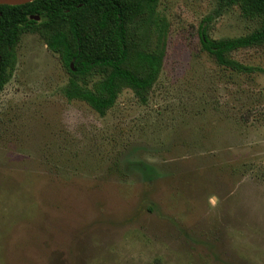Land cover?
Returning <instances> with one entry per match:
<instances>
[{"label":"rangeland","instance_id":"1","mask_svg":"<svg viewBox=\"0 0 264 264\" xmlns=\"http://www.w3.org/2000/svg\"><path fill=\"white\" fill-rule=\"evenodd\" d=\"M215 9L159 0L158 77L102 115L65 96L37 33L19 36L0 90V264H264V44L229 53L251 73L218 65L198 35ZM258 26L235 4L207 32Z\"/></svg>","mask_w":264,"mask_h":264},{"label":"trees","instance_id":"2","mask_svg":"<svg viewBox=\"0 0 264 264\" xmlns=\"http://www.w3.org/2000/svg\"><path fill=\"white\" fill-rule=\"evenodd\" d=\"M158 1L33 0L0 5V90L11 74L19 36L32 32L58 55L68 72V83L63 88L68 99L82 100L101 115L113 106L123 88L131 89L145 102L164 55L166 24L155 17ZM216 2L213 15L204 17L198 28L201 48L218 65L251 73L253 67L230 58L229 53L264 44V0ZM235 4L243 17L258 21L259 26L238 37L211 38L207 24L212 16ZM31 15H38L39 19L34 20ZM94 75L98 78L89 86L88 78Z\"/></svg>","mask_w":264,"mask_h":264},{"label":"water","instance_id":"3","mask_svg":"<svg viewBox=\"0 0 264 264\" xmlns=\"http://www.w3.org/2000/svg\"><path fill=\"white\" fill-rule=\"evenodd\" d=\"M30 1H33V0H0V5H20V4L28 3ZM30 17L34 20L39 19L38 15H31Z\"/></svg>","mask_w":264,"mask_h":264}]
</instances>
